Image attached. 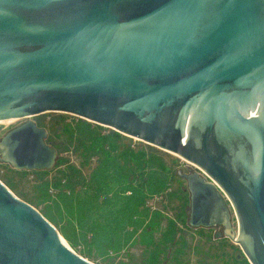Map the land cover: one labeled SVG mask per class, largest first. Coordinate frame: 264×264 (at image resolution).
Here are the masks:
<instances>
[{"label":"water","instance_id":"1","mask_svg":"<svg viewBox=\"0 0 264 264\" xmlns=\"http://www.w3.org/2000/svg\"><path fill=\"white\" fill-rule=\"evenodd\" d=\"M45 112L197 167L189 225L264 264V0H0V162L53 168ZM0 264L97 263L0 180Z\"/></svg>","mask_w":264,"mask_h":264},{"label":"rangeland","instance_id":"2","mask_svg":"<svg viewBox=\"0 0 264 264\" xmlns=\"http://www.w3.org/2000/svg\"><path fill=\"white\" fill-rule=\"evenodd\" d=\"M29 118L43 126H49L55 120H61L64 125L73 124L83 119L61 112H45ZM27 119H18L8 129L0 133V139L6 132ZM100 126L99 131L104 135L110 136L115 131L110 127ZM120 134L121 149L126 144L141 145L149 155L153 153L163 157L167 167L171 172H175L173 180L167 186L168 189L166 188L167 190L160 193L149 194L145 205L140 209L143 211L142 214L135 215L133 221L127 220L131 223L121 220L111 221V219H120L121 215H124L122 204H115L118 198H85L84 200L87 202L82 213L88 220L84 231L89 236L84 237L81 226L68 212L62 198H57L58 190L46 187L45 181H52L58 175L56 169L48 175L41 176L37 173L38 170H20L10 164L0 162V180L19 198L30 203L43 215L49 211L53 216H56L59 223H51L60 232L67 245L78 254L82 255L81 253H83V257L97 264H251L240 245L224 236L215 237V233L220 231V228H193L189 225L190 193L186 180L177 175V171L179 169L184 171L199 170L197 167L173 153ZM148 145L153 149L148 150L146 148ZM63 155L71 163L79 165L78 153L70 150L64 152ZM54 166L52 169L55 168ZM96 166L95 158L84 168V174L90 176ZM200 172L205 175L202 171ZM206 178L209 179L208 176ZM168 180L169 178H167ZM124 186L119 183L115 186L113 193L121 191ZM126 193L131 194L130 191ZM225 201L231 209L233 221L236 224L233 208L226 197ZM129 224L133 225L129 227ZM93 230L107 235V238L103 240L107 245L93 241L92 232L91 235L89 234ZM73 242L78 245L74 246Z\"/></svg>","mask_w":264,"mask_h":264},{"label":"trees","instance_id":"3","mask_svg":"<svg viewBox=\"0 0 264 264\" xmlns=\"http://www.w3.org/2000/svg\"><path fill=\"white\" fill-rule=\"evenodd\" d=\"M37 124L47 129V141L56 142L53 144L58 152L55 168L38 170L37 173L44 176L56 169L58 175L52 181L46 180V187L58 190L57 198H62L68 212L81 226L84 237L88 235L84 231L88 220L82 213L87 202L85 198H118L115 204H122L124 215H121L120 219H111V221L121 220L131 223L127 220L133 221L135 215L142 214L143 211L140 209L145 205L147 196L167 190L168 184L175 176V172H171L163 157L153 153L149 155L141 145L126 144L121 149L120 133L113 131L110 136L104 135L99 131L100 125L92 124L87 120L80 119L76 123L64 125L61 120H55L49 126ZM146 148L153 149L150 145ZM70 150L78 153L79 165L71 163L64 157L63 153ZM95 158L97 166L90 176H86L84 168ZM167 178H169L168 181ZM119 183L125 186L121 191L113 193L115 186ZM127 191L131 194L128 195ZM187 202H189L188 199ZM44 214L50 222L59 223L56 216L49 211ZM90 233L94 242L107 245L103 241L107 238L105 233L96 230Z\"/></svg>","mask_w":264,"mask_h":264},{"label":"bare ground","instance_id":"4","mask_svg":"<svg viewBox=\"0 0 264 264\" xmlns=\"http://www.w3.org/2000/svg\"><path fill=\"white\" fill-rule=\"evenodd\" d=\"M64 243H66V241L63 239ZM67 244V243H66Z\"/></svg>","mask_w":264,"mask_h":264}]
</instances>
